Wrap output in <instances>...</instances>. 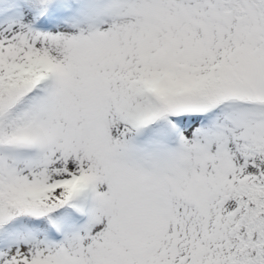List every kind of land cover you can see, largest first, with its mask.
Masks as SVG:
<instances>
[{"label": "snow or ice", "instance_id": "6c2138e0", "mask_svg": "<svg viewBox=\"0 0 264 264\" xmlns=\"http://www.w3.org/2000/svg\"><path fill=\"white\" fill-rule=\"evenodd\" d=\"M0 264H264V0H0Z\"/></svg>", "mask_w": 264, "mask_h": 264}]
</instances>
